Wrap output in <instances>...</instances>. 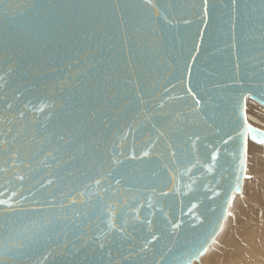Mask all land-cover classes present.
<instances>
[{
  "label": "water",
  "instance_id": "water-1",
  "mask_svg": "<svg viewBox=\"0 0 264 264\" xmlns=\"http://www.w3.org/2000/svg\"><path fill=\"white\" fill-rule=\"evenodd\" d=\"M260 2L0 0V264L200 261L264 148Z\"/></svg>",
  "mask_w": 264,
  "mask_h": 264
},
{
  "label": "bare ground",
  "instance_id": "bare-ground-1",
  "mask_svg": "<svg viewBox=\"0 0 264 264\" xmlns=\"http://www.w3.org/2000/svg\"><path fill=\"white\" fill-rule=\"evenodd\" d=\"M251 109H252L251 112L250 109L247 110L248 122L252 126L264 131V107L261 106ZM249 145L255 148L254 157H255L256 167L258 165L263 166L262 169H257V172L261 175V185L259 187L258 185L260 183L257 186L255 185L254 176L250 174V169L248 168L246 173L248 174L249 178L244 181L243 192L236 196L235 201L229 210V216H232L230 214H232V211L235 207L237 209L238 216L244 219L250 216L256 204L258 205L259 208L264 207V148L255 145L253 143H250ZM250 156H251V152H250ZM229 216L227 218L228 220L226 219L227 220L226 223H224L225 226L228 225L229 223V219H230ZM240 222L242 223L240 229L237 227L238 229L235 230L237 234H235L236 238L233 241V247H232L233 252H235V254L233 255V259H237L238 256L235 249L241 248L242 249L241 256L244 258L249 257L248 258L249 264H264V223L260 224L255 221L256 224L253 226L254 222L252 223L246 220H240ZM218 237L219 235L217 236L216 239H218ZM215 241L209 248L208 252L200 258V261L195 262L194 264H204L205 261L210 260L214 256L217 257L220 256L222 257L225 255L227 256V249H225V251L222 250L220 255L216 254L217 246L215 244Z\"/></svg>",
  "mask_w": 264,
  "mask_h": 264
},
{
  "label": "rangeland",
  "instance_id": "rangeland-1",
  "mask_svg": "<svg viewBox=\"0 0 264 264\" xmlns=\"http://www.w3.org/2000/svg\"><path fill=\"white\" fill-rule=\"evenodd\" d=\"M251 110L252 109H250V112H251ZM254 150H255V148L253 146L249 145L248 159H247V169L249 168L250 169V174L254 176L255 185L257 186L260 183L258 185V187H259L261 185V175L257 172V169H262L263 166L258 165L256 167L255 157H254ZM250 152H251V156H250ZM230 215H232V216H229L230 219H229L228 225L225 226V224H224V226L222 228V231L219 234L218 239H216V241H215V244L217 246L216 247L217 248V253L216 254L220 255L222 250L225 251V249H227V256L226 255L222 256V257L221 256L220 257L214 256L210 260L205 261L204 264H249V259H248L249 257H245L244 258V257L241 256V252H242L241 248L235 249V251L237 252L238 256H237V259H233V255L235 254V252H233V250H232L233 248L232 247H233V241L236 238L235 234H237V232L235 230H237L238 228L240 229V227L242 225L240 220H246V221L252 222V223L254 222L253 226L256 224V222L260 223V224H263L264 223V207H260L259 208L258 205L256 204L255 208L251 212L250 216L248 218H245V219L238 216V212H237V209L235 207H234V209L232 211V214H230ZM235 217H236V219H235ZM226 221H225V223H226ZM248 250H250V249H248ZM231 259L233 260V262H232Z\"/></svg>",
  "mask_w": 264,
  "mask_h": 264
},
{
  "label": "snow or ice",
  "instance_id": "snow-or-ice-1",
  "mask_svg": "<svg viewBox=\"0 0 264 264\" xmlns=\"http://www.w3.org/2000/svg\"><path fill=\"white\" fill-rule=\"evenodd\" d=\"M51 7L56 8L59 7L56 4L51 5ZM207 7H208V0H204V16L205 18L207 17ZM253 7H257L256 5H253ZM260 11H261V22L262 25H264V0H261L260 4L258 5ZM205 23H206V19H205ZM242 86V85H241ZM189 92L194 91V89L189 88L188 89ZM251 95V93H250ZM243 99H247V96H245ZM262 103H264V98H262ZM242 119V131L238 132L237 135L242 137L243 140V153L242 155L246 156L247 155V145H248V134L250 133L252 136V139L261 144L264 145V133H258L256 130H254L252 127H250L247 123V119H246V114L244 116L241 117ZM233 140L232 136H228L226 139L222 140V145H228L230 141ZM9 148H11V145H9ZM8 150L7 149H0V153H3L4 155H7ZM145 155H147V153H145ZM219 159V149L216 150V152H214L211 157H210V162H215ZM237 159H239V157H237ZM6 163H9L12 167H19L21 163H23V161L20 159L19 155L17 154L16 156H9ZM215 166V164L213 163V167ZM240 167L243 170L244 168V161L241 159L240 160ZM211 170V169H209ZM4 171H7V169H4ZM247 178V177H244ZM15 179L19 180V181H24L25 177L23 175H15ZM240 177L237 176V180H239ZM11 182V181H9ZM49 184L52 183L51 180L48 181ZM97 183H99V181H97ZM239 190V185H237L233 191H238ZM162 195H167V193H162ZM228 204H231V200L229 199L227 201ZM193 208L196 207V205H192ZM227 213L226 211L224 212V217L226 218ZM176 227H179V225H175ZM153 240L156 239L155 236L152 237Z\"/></svg>",
  "mask_w": 264,
  "mask_h": 264
},
{
  "label": "built area",
  "instance_id": "built-area-1",
  "mask_svg": "<svg viewBox=\"0 0 264 264\" xmlns=\"http://www.w3.org/2000/svg\"><path fill=\"white\" fill-rule=\"evenodd\" d=\"M248 102H247V110L251 109V108H255V107H261V105L255 103V102H252V101H248Z\"/></svg>",
  "mask_w": 264,
  "mask_h": 264
}]
</instances>
